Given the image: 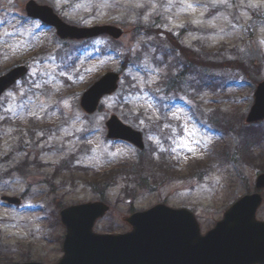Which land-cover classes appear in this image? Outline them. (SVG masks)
<instances>
[{
  "label": "rangeland",
  "instance_id": "1",
  "mask_svg": "<svg viewBox=\"0 0 264 264\" xmlns=\"http://www.w3.org/2000/svg\"><path fill=\"white\" fill-rule=\"evenodd\" d=\"M25 1L0 0V73L20 62L29 65L25 78L0 96V195L23 200L18 206L0 202V264L55 263L64 235L59 211L71 204L102 199L109 205L92 228L96 233H123L129 226L120 215L158 202L190 209L204 232L235 199L255 191V177L264 171V120L253 125L262 135L257 144L244 119L257 82L264 80V0H35L70 24L114 23L124 29L114 44L106 36L90 39L86 52L75 48L81 42L60 40L52 27L28 19ZM137 23L143 33L171 32L195 54L185 91L172 97L169 109L160 103L166 97L152 86L159 78L147 52L152 38L134 35ZM157 42L163 51L172 50L163 35ZM101 47L105 52L98 54ZM127 52L131 59L123 66ZM179 54L177 63L184 64ZM72 62L74 69L64 68ZM107 71L120 73L119 89L87 115L79 104L81 93ZM149 91L159 100L158 110ZM197 107L213 115L225 133L196 123L188 111ZM110 114L141 130L142 153L151 150L154 157L139 167L145 170L140 177L147 179L146 187L130 179L123 186L119 176L100 196L87 182L92 175L134 161L138 152L129 142L106 137ZM156 119L168 123V131L176 130L167 144L161 129L153 133ZM196 160L206 162L200 177L190 171ZM262 194L257 218L264 220Z\"/></svg>",
  "mask_w": 264,
  "mask_h": 264
},
{
  "label": "water",
  "instance_id": "2",
  "mask_svg": "<svg viewBox=\"0 0 264 264\" xmlns=\"http://www.w3.org/2000/svg\"><path fill=\"white\" fill-rule=\"evenodd\" d=\"M24 8L28 16L53 26L61 40L86 39L99 34L118 39L124 33L113 24L71 26L50 6L34 0H28ZM27 70V65H17L0 75V96ZM118 79V73L106 72L95 80L82 93L81 108L89 114L94 112L101 97L117 89ZM254 93L247 123L264 119V80L258 82ZM105 125L108 138L125 140L143 149L141 131L123 123L116 115H111ZM255 188L264 190V172L256 176ZM1 199L20 203L16 196H1ZM261 203L260 192L238 197L205 233H201L200 224L189 209L156 203L148 209L121 215L130 230L115 234L95 233L92 229L109 209L102 200L72 204L59 213L65 227L61 240L63 255L54 264H264V220L256 218Z\"/></svg>",
  "mask_w": 264,
  "mask_h": 264
},
{
  "label": "trees",
  "instance_id": "3",
  "mask_svg": "<svg viewBox=\"0 0 264 264\" xmlns=\"http://www.w3.org/2000/svg\"><path fill=\"white\" fill-rule=\"evenodd\" d=\"M142 27L143 26H141L139 23H137L135 26L134 35H136L137 33H143ZM143 34L146 35L145 37H147V38H152L150 41L148 40L147 44L150 46L151 49H154V50L147 49V52L149 50L148 55L151 56L152 61H153V66L155 68H157L158 77H159L158 80L155 81L152 86L156 90V92L158 90L161 95L166 97L165 101L164 102L160 101V103H166V106L168 108L169 107L168 104H170L174 100L172 97H175L179 93H183L185 91L184 90V81L186 82L187 81L186 79L190 80V77H188V75H191V73H192L193 65H191V64L197 63V62H195V59L193 58V57H195V54L192 53L189 49L182 47L178 43V39L171 32L166 31L164 29H160V31H158V29L156 28L155 31L150 30V31L143 33ZM162 35L164 36L166 41H168L169 43H171L173 45L172 50L163 51L161 49V47L157 41H159V39ZM112 44H114V42H112ZM78 48H80V50L85 49V43L80 44V46ZM73 49H74V47L71 48V51H73ZM110 53L115 55V56L117 55V52L115 51V48H113V46H111ZM178 53H180L179 55H181L185 58L186 62H184V64L183 63H179V64L177 63V54ZM119 56H122V55H119ZM130 59H131L130 54H129V52H127V54H125L122 58L121 65L124 66V64H126L130 61ZM227 62L233 63V65H236V67L239 69H243V67L239 63L238 64L236 63L237 61H227ZM72 64H73V62L68 63V66H72ZM132 80L133 79H131V81ZM204 84L209 87L211 85V81L207 80L204 82ZM213 88H214L213 90L216 89L215 87H213ZM149 92H151V94H152L150 99H152L154 101L155 107L159 108L158 98H156V95H154V92H152V91H149ZM218 112H219L218 109H216L215 113L218 114ZM197 113H199V114H197ZM189 114L192 116V118H194V120L198 124L203 126V128L205 126H207V127L209 126L214 131H222L223 134L225 133V131L220 127V125H218L215 122L216 120L214 121L213 115H208V117L206 116V118H205L204 115L202 114L201 109H199L198 107L196 109L190 110ZM202 118H204L205 123L202 122ZM229 123L224 124L226 129L231 127V125H230L231 123L230 124ZM31 125H33V123H31ZM154 126L155 125L152 123V127H154ZM153 130H155V129H153ZM246 130H247L248 134H254L253 136L256 137V141H257L255 143L258 144V142H260V138L262 136L261 133L256 128H254V126L247 127ZM166 131L167 130H165L164 132L166 133ZM164 132H163V134H164ZM251 146H252V143L249 144L248 146H246L245 149H247V147L251 148ZM153 147H154V145L152 143H150V148H153ZM218 148L219 147H215L216 154L218 153V155H220L223 159H226L227 158V153H225L226 151L222 150L221 148H219V149ZM217 149H218V151H217ZM151 153H152L151 150L149 151V153H148V151L146 153H142V152L138 153L136 155V159L134 161L122 163L117 168H113V169L110 168V170L103 172L102 175H99L98 177H94L98 174H96V175L93 174L92 179L88 180L87 182L93 190L98 192V194L100 196L103 195V192L106 188H109L111 185H113L115 183V181L117 179H119L118 178L119 176H122L121 182H122L123 186H128L129 184H131L130 182H128L130 179L132 182L138 183V185H140L142 188L146 187L148 185L147 179L144 177H140V174H142V171H145V170H141V169H139V167L141 164L148 165V163H153L152 158L154 156ZM146 154H148L149 157L146 156ZM145 156H146V158H145ZM165 158L167 159V157H165ZM161 160L166 161L165 159H161ZM209 161H210V159H208V162ZM205 163H206L205 160L194 161V163H192L190 165L191 174L200 177L203 173L202 169L205 167Z\"/></svg>",
  "mask_w": 264,
  "mask_h": 264
},
{
  "label": "snow or ice",
  "instance_id": "4",
  "mask_svg": "<svg viewBox=\"0 0 264 264\" xmlns=\"http://www.w3.org/2000/svg\"><path fill=\"white\" fill-rule=\"evenodd\" d=\"M188 7H192V5H191V4H189V5H188ZM189 151H192V149L190 148V149H189Z\"/></svg>",
  "mask_w": 264,
  "mask_h": 264
}]
</instances>
